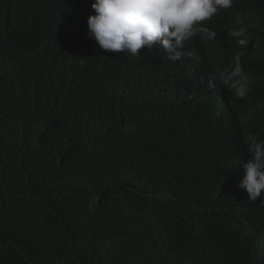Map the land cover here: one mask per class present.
Masks as SVG:
<instances>
[{"label":"trees","instance_id":"obj_1","mask_svg":"<svg viewBox=\"0 0 264 264\" xmlns=\"http://www.w3.org/2000/svg\"><path fill=\"white\" fill-rule=\"evenodd\" d=\"M21 1L0 0V264H264L243 144L215 124L230 98L264 137V0L237 1L209 23L218 51L184 61L101 50L67 0L31 17ZM235 58L242 100L207 84ZM228 192L242 211L215 210Z\"/></svg>","mask_w":264,"mask_h":264},{"label":"clouds","instance_id":"obj_2","mask_svg":"<svg viewBox=\"0 0 264 264\" xmlns=\"http://www.w3.org/2000/svg\"><path fill=\"white\" fill-rule=\"evenodd\" d=\"M47 0H22L24 16L31 17L36 6ZM78 7L81 16L87 18V35L95 40L100 49L122 52L138 56L141 51L154 46L162 49L173 61H184L189 57L211 55L218 51V37L209 23L225 16L239 0H67ZM244 27L234 28L231 33L239 44L246 39L242 34ZM221 82L231 97L245 99L250 90L251 77L235 58L213 73L207 84L213 80ZM224 100L218 108L220 119L215 124L225 130L229 137L240 138L243 149L236 166L235 175L241 176L238 186L246 190L244 197L253 203L256 227L264 234V137L259 136L243 120L240 112ZM234 175V176H235ZM242 204L229 194L215 210L231 215L242 211ZM259 258L264 260V244L258 249Z\"/></svg>","mask_w":264,"mask_h":264}]
</instances>
